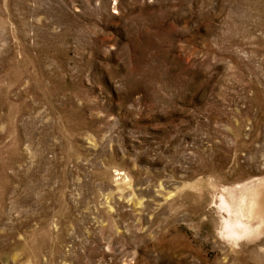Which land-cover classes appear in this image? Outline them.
<instances>
[{
    "label": "rangeland",
    "instance_id": "374dc122",
    "mask_svg": "<svg viewBox=\"0 0 264 264\" xmlns=\"http://www.w3.org/2000/svg\"><path fill=\"white\" fill-rule=\"evenodd\" d=\"M263 192L264 0H0V264H264Z\"/></svg>",
    "mask_w": 264,
    "mask_h": 264
},
{
    "label": "bare ground",
    "instance_id": "6f19581e",
    "mask_svg": "<svg viewBox=\"0 0 264 264\" xmlns=\"http://www.w3.org/2000/svg\"><path fill=\"white\" fill-rule=\"evenodd\" d=\"M242 200V202L239 204L241 214H244L245 211H247L249 215H256L258 214V212L264 213V192L260 194L257 198H253L250 204H247L244 198ZM221 206L223 209L227 207L224 200Z\"/></svg>",
    "mask_w": 264,
    "mask_h": 264
}]
</instances>
